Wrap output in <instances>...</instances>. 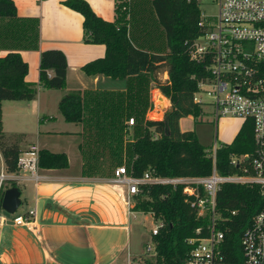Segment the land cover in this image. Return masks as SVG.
<instances>
[{
    "label": "crops",
    "instance_id": "crops-1",
    "mask_svg": "<svg viewBox=\"0 0 264 264\" xmlns=\"http://www.w3.org/2000/svg\"><path fill=\"white\" fill-rule=\"evenodd\" d=\"M64 1L13 0L17 19L0 21V56L20 53L29 66L28 83L39 84L43 51L61 50L68 61L64 90L40 88L32 101L2 103L3 132L7 138L24 136L21 151L36 146L40 150L64 153L70 164L66 170L41 169L46 180L20 188L27 210H37L39 233L25 227H0V264H135L144 239L142 226L134 225L137 220L134 214H144L126 211V204L110 183L114 170L126 164V155L119 162L117 153L110 147L90 153L85 151L83 140L88 134L94 140L105 138L100 130L86 131L88 111L94 108L102 116L114 103L126 109L136 105L138 77L115 80L102 74L87 75L82 70L89 62L103 58L106 47L85 42L84 17L64 6ZM86 1L98 17L116 22L117 0ZM128 1V32L133 45L166 55L169 52L166 34L154 12L153 0ZM145 78L149 103L145 120H151L154 100L157 98L161 103L170 100L157 89L152 74ZM77 91L84 94L81 124L67 122L59 109L63 97ZM119 93L124 98L113 96ZM132 128L128 127L129 131ZM58 140L61 145L56 144ZM2 172H6V167L0 151Z\"/></svg>",
    "mask_w": 264,
    "mask_h": 264
},
{
    "label": "trees",
    "instance_id": "trees-1",
    "mask_svg": "<svg viewBox=\"0 0 264 264\" xmlns=\"http://www.w3.org/2000/svg\"><path fill=\"white\" fill-rule=\"evenodd\" d=\"M63 5L84 17L87 44L106 47L103 58L83 66L82 70L87 75L102 74L115 80L138 77L140 87L135 88L136 105L126 109L121 107L122 104L114 103L107 108L106 113L101 114V117H109L115 123L113 127L116 130L123 123L122 128L127 133L129 119L136 120L132 128L135 130L143 121L144 133L130 143L131 147L129 143L126 147L128 158L131 154V162L127 160V166L132 175L140 177L153 173L160 177L210 176L214 162L207 152L208 148L200 143L195 131L182 132L180 129L183 118L193 116L198 123L202 116V108L193 103V95L199 82L207 75L206 65L195 63L189 54L190 46L202 34L199 27L201 0H153L154 12L166 34L169 50L166 55L150 53L133 45L128 32V0H117L116 22H107L98 17L86 0H66ZM17 14L13 0H0V21L17 19ZM67 71L68 61L64 52L56 49L43 51L39 84L34 85L26 81L29 66L20 53L10 52L4 57L0 56V151L7 173L17 171L22 151L20 142L10 140L3 132L2 103L32 101L40 88L64 90ZM165 73L168 80L162 81L161 74ZM145 74L153 75L157 89L172 104L163 120H145L149 109L146 90L148 80ZM113 96L121 99L125 95L119 93ZM84 108V94L79 91L65 95L59 104L61 113L69 123H83ZM97 114L100 116L99 110ZM16 139L22 141L24 136ZM106 147L113 149L121 162L124 148L117 143ZM253 149V124L250 121L243 125L233 143L223 144L218 149V173L235 174L237 168L231 165V157L251 153ZM39 154L43 170H66L70 166L68 156L64 153L40 150ZM12 187H16L15 184L2 187L0 211L3 210L6 191ZM183 190V187L155 185L145 187L135 197L133 212L152 214L158 222L165 224L162 234L153 237L155 260H146L145 264H188L192 251L188 241L197 237L196 231L199 228H203L199 236H207L208 220L197 218L196 210L191 207ZM217 209L226 219L220 226L225 232L223 253L228 261L244 264L241 240L255 215L264 209V195L257 186L225 184L217 196Z\"/></svg>",
    "mask_w": 264,
    "mask_h": 264
},
{
    "label": "built area",
    "instance_id": "built-area-1",
    "mask_svg": "<svg viewBox=\"0 0 264 264\" xmlns=\"http://www.w3.org/2000/svg\"><path fill=\"white\" fill-rule=\"evenodd\" d=\"M212 2L217 7V14L206 16L201 13L199 27L202 34L189 48L191 60L206 65L207 71L193 95V103L202 108V115L206 114L205 108H208L215 118L217 142L222 119H240L244 124L251 121L253 151L231 157V165L237 168V172L231 175L218 173L217 151L223 144L218 146L215 143L214 148L208 151L214 162L210 176L160 177L146 173L137 177L124 164L114 170L110 181L130 211L135 206V197L145 187H183L191 207L196 210L197 218L208 220L207 236H199L203 233V228H199L197 237L188 241L192 247L188 264H234L223 253L225 232L220 226L226 219L217 209V196L223 185L257 186L264 195V0ZM163 112L160 104L156 103L150 111L152 117H160L161 120L165 116ZM135 124L134 118L129 119V127ZM39 152L36 146L22 151L17 171L0 174V191L11 183L20 189L28 183L38 185L46 180L41 174ZM2 212L0 227H25L35 234L39 233L36 209L24 214ZM164 227L163 222H158L151 236L161 235ZM241 244L244 264H264V209L253 218ZM146 252L156 255L155 244L148 245Z\"/></svg>",
    "mask_w": 264,
    "mask_h": 264
},
{
    "label": "rangeland",
    "instance_id": "rangeland-1",
    "mask_svg": "<svg viewBox=\"0 0 264 264\" xmlns=\"http://www.w3.org/2000/svg\"><path fill=\"white\" fill-rule=\"evenodd\" d=\"M201 11L206 16H214L217 14V7L212 2V0H201ZM162 79H167V74H161ZM163 95V94H162ZM164 96V95H163ZM165 97V96H164ZM157 100V101H156ZM154 102L157 104H160L163 113L166 114L171 109V102H167V100L164 103H161L160 100L156 98ZM166 105V106H164ZM123 107V106H121ZM205 115H202L198 123L195 122V119L193 116H187L183 118L180 121V127L181 130L188 132V131H195L200 143L205 146L207 149V152L214 148L215 143H218L217 145L220 146L221 144H231L234 142L235 138L239 134L241 128L243 127V120L240 119H233V118H226L222 119L219 125V139L218 142L216 140V122L215 118L211 114L210 110L208 108H205ZM89 119L87 120V126L86 131L91 132L93 130H100L104 135L105 138L101 140H94L90 134L87 135V138L83 140V147L85 151H88L90 153H96L100 148L106 147L110 144H118V146H121L123 150V155L127 156L126 147L129 143V147H131L130 143L137 140L139 136H141L144 132V124L143 121H141L138 125V129H130L129 133L127 131L125 132L122 128L123 123L119 126V129H114L113 126H115V123L109 118V117H101L98 116L97 112H95L94 108L90 111H88ZM152 120H161L162 118H156L152 117V114L150 113ZM165 117V116H164ZM128 120V116H127ZM115 131V132H114ZM114 132V134L112 133ZM23 135H14L12 137H9L10 140L18 141L20 142L19 145L24 141L16 139L18 137H21ZM56 144L61 145V140L55 141ZM209 153V152H208ZM127 160L131 162V154L128 158L126 157V164L128 165ZM129 167V166H128ZM25 186L21 187V190L24 189ZM25 194V193H24ZM22 201L24 202L22 206L17 211L18 214H24L26 211L28 212L27 205L24 201V195L21 197ZM124 209L128 211V208L124 206ZM0 214H3L2 211H0ZM145 215V216H144ZM134 214V216L137 217V220H134L135 226H142V238L144 241L140 243V249L141 255L134 259L135 264H145V261H153L155 260V254L151 253L148 254L146 252L147 246L151 245L153 242V237L151 236V231L155 228L156 224L158 223V220L155 218L152 214ZM160 222V221H159Z\"/></svg>",
    "mask_w": 264,
    "mask_h": 264
},
{
    "label": "water",
    "instance_id": "water-1",
    "mask_svg": "<svg viewBox=\"0 0 264 264\" xmlns=\"http://www.w3.org/2000/svg\"><path fill=\"white\" fill-rule=\"evenodd\" d=\"M22 205L21 191L17 187L8 189L4 195L2 209L8 214H15Z\"/></svg>",
    "mask_w": 264,
    "mask_h": 264
},
{
    "label": "bare ground",
    "instance_id": "bare-ground-1",
    "mask_svg": "<svg viewBox=\"0 0 264 264\" xmlns=\"http://www.w3.org/2000/svg\"><path fill=\"white\" fill-rule=\"evenodd\" d=\"M165 106V105H164Z\"/></svg>",
    "mask_w": 264,
    "mask_h": 264
}]
</instances>
